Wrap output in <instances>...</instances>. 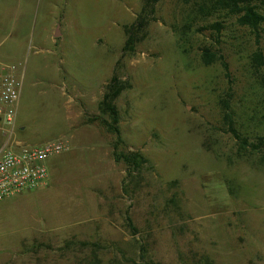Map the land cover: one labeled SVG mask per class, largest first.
<instances>
[{
	"label": "rangeland",
	"instance_id": "1",
	"mask_svg": "<svg viewBox=\"0 0 264 264\" xmlns=\"http://www.w3.org/2000/svg\"><path fill=\"white\" fill-rule=\"evenodd\" d=\"M146 2L0 0V61L22 74L0 147L68 141L45 186L0 201V264H264V146L241 149L220 103L237 133L264 136V23ZM112 77L116 149L98 110ZM114 150L145 161L129 176Z\"/></svg>",
	"mask_w": 264,
	"mask_h": 264
},
{
	"label": "built area",
	"instance_id": "2",
	"mask_svg": "<svg viewBox=\"0 0 264 264\" xmlns=\"http://www.w3.org/2000/svg\"><path fill=\"white\" fill-rule=\"evenodd\" d=\"M22 87L18 67L0 61V122L13 125ZM66 139L26 144L9 140L0 147V201L46 185L47 160L68 148Z\"/></svg>",
	"mask_w": 264,
	"mask_h": 264
},
{
	"label": "trees",
	"instance_id": "3",
	"mask_svg": "<svg viewBox=\"0 0 264 264\" xmlns=\"http://www.w3.org/2000/svg\"><path fill=\"white\" fill-rule=\"evenodd\" d=\"M159 0H147V5H153ZM208 12H221L224 11L225 14L235 16L236 22L241 26H247L253 30H257L258 27L264 23V0H207ZM204 10V5L200 6V11ZM213 28L218 32L220 30V23L215 22ZM124 31L126 34V40L123 45V50H133L134 40L129 31V27L125 26ZM202 61L204 64L208 65L214 62L217 59V56L214 52H212L209 48L205 47L202 52ZM253 68H256L258 65H263L264 60L262 53L260 51H256L252 56ZM257 63V64H256ZM222 66L224 69H227V66L224 62H222ZM258 68V67H257ZM123 85L116 82V77L111 78V82L107 86V91L104 93L102 100L98 104V110L102 114L108 115L110 121L107 123V129L116 135V141L114 145V149H116V144L121 143V137L119 135V130L117 128L118 123V112L113 103V100L119 95L121 90L123 89ZM220 103L222 104L223 109V121L225 125L228 127V130L233 134L235 139L239 142L241 149H246L247 146L252 147V151L256 152L260 150L261 147L264 146V136H260L256 143L249 142L248 139L239 133H237L236 129L233 127V119L228 111L227 100L221 99ZM114 160L115 161H123L128 168V175L131 176V171H136L139 169L140 165L145 161V159L138 154L137 152H119L117 153L114 150ZM262 162L264 163V155L262 156ZM131 167V170H129ZM129 226L132 228L130 218H126ZM133 264H160L159 262H155L151 259L143 260L140 262H134Z\"/></svg>",
	"mask_w": 264,
	"mask_h": 264
}]
</instances>
